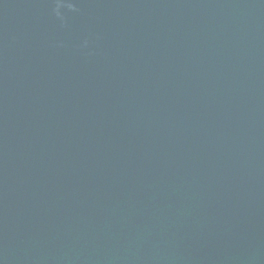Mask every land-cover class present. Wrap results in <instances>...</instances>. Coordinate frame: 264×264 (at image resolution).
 Segmentation results:
<instances>
[{"label":"water","instance_id":"95a60500","mask_svg":"<svg viewBox=\"0 0 264 264\" xmlns=\"http://www.w3.org/2000/svg\"><path fill=\"white\" fill-rule=\"evenodd\" d=\"M0 264H264V0H0Z\"/></svg>","mask_w":264,"mask_h":264}]
</instances>
